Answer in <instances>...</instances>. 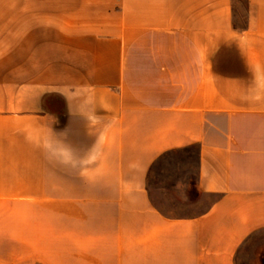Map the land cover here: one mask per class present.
I'll return each instance as SVG.
<instances>
[{"label":"crops","instance_id":"crops-1","mask_svg":"<svg viewBox=\"0 0 264 264\" xmlns=\"http://www.w3.org/2000/svg\"><path fill=\"white\" fill-rule=\"evenodd\" d=\"M0 264H264V0H0Z\"/></svg>","mask_w":264,"mask_h":264},{"label":"rangeland","instance_id":"rangeland-1","mask_svg":"<svg viewBox=\"0 0 264 264\" xmlns=\"http://www.w3.org/2000/svg\"><path fill=\"white\" fill-rule=\"evenodd\" d=\"M195 184L196 147L162 157L154 165L149 178L153 202L171 215L194 214L212 202L213 198L196 191Z\"/></svg>","mask_w":264,"mask_h":264}]
</instances>
